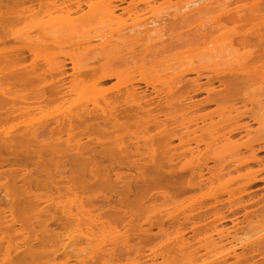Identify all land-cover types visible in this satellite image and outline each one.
<instances>
[{
	"label": "bare ground",
	"instance_id": "obj_1",
	"mask_svg": "<svg viewBox=\"0 0 264 264\" xmlns=\"http://www.w3.org/2000/svg\"><path fill=\"white\" fill-rule=\"evenodd\" d=\"M172 1L0 0V264H70L72 259L89 264L84 260L92 256L88 254L98 255V259L91 257L93 264H149L148 252L153 254L151 264L157 256L160 264H172L166 250L175 248V237L186 229H177L182 227V220L176 223L181 214L175 220L174 212L186 213L189 205L200 212L203 206L197 203L198 197L190 203L193 195L188 193L199 187L193 176L200 179L197 175L201 177L204 164L185 168L194 159L204 161L198 144L210 137L231 140L229 146L236 152L232 151L235 156L230 159H237L234 168H252L246 175L245 170L241 172L242 178L253 175L252 184L264 182L259 178L264 174V156H259L264 145L232 139L250 134L249 126L239 123L242 117L264 128V0ZM21 42L27 46L16 45ZM202 94L205 99L197 100ZM85 98H90L84 100L88 103ZM210 106L215 111L203 113ZM214 116L220 120L216 122ZM230 119L236 120L232 121L236 126L229 121L232 128L224 134L226 127L221 126ZM206 120L210 123L198 127V122ZM202 132H207L206 138H201ZM176 139L181 144L194 141L196 147L183 145L188 151L178 153L172 147ZM213 140H208L210 146L206 144L208 151L215 150L209 148ZM219 142L214 146L229 147L228 141ZM221 157L215 159L220 160V171L225 168L219 166L222 159L225 163ZM182 158L188 164L178 167ZM214 169V173L208 169L212 178ZM184 171L191 173L190 181ZM237 173L221 177L224 181L216 173L224 185L220 187L217 180L219 189L214 188L213 178L209 194L240 178ZM185 195L191 198H185L190 204L180 199ZM249 196V203H254L251 208L262 205L254 213L251 209L252 213L244 212L243 221L233 220L231 201L226 208L232 213L229 218L223 217L225 210L221 219H217L219 214L213 218V225L233 218L230 232L222 231V226L219 229V224L214 225L218 232L209 226L215 210L210 204L214 209L203 213L209 217L205 225L218 238L207 232L212 229L201 231L203 225L197 228L209 236L200 235L206 239L198 246L179 236L177 252H188H179L186 258L179 260L218 264L219 258L230 255L238 261V246L252 242L260 249L264 245V194ZM174 200L179 202L177 207ZM219 200L214 199V204ZM253 217L261 220L252 221ZM172 226L179 231L176 236L169 233ZM193 231L198 234L197 229ZM246 231L253 232L248 244L245 237L238 238ZM170 235H174V247ZM200 236L193 240H202ZM226 239L231 240H227L231 248L222 254ZM148 246L150 251L145 249ZM157 246L166 254H160ZM259 251L264 255V250Z\"/></svg>",
	"mask_w": 264,
	"mask_h": 264
},
{
	"label": "rangeland",
	"instance_id": "obj_2",
	"mask_svg": "<svg viewBox=\"0 0 264 264\" xmlns=\"http://www.w3.org/2000/svg\"><path fill=\"white\" fill-rule=\"evenodd\" d=\"M162 1H166V2H167L168 0H162ZM173 1H174V0H173ZM173 1H172V2H173ZM177 1H178V0H175L174 2H177ZM174 2H173V3H174ZM16 45H17L18 47H22V48L27 46V44L24 43V42L16 43ZM192 76L194 77V75H192ZM90 96H91V94H87V95H86V97H90ZM205 97H206V94H202V95H200V96L197 98V100L205 99ZM87 99H88V98H87ZM87 99L85 98V99H83V101H84V100H87ZM89 100H90V98L88 99V102H89ZM88 102H87V101H86V102L84 101V103H88ZM89 105L91 106V103H89ZM249 107H250V105H249ZM215 109H216L215 106H210V107L207 108L203 113H212V112L215 111ZM214 117H215L214 119H215L216 122L220 120V119H219L220 117H218V116H214ZM217 117H218V118H217ZM214 119H213V121H214ZM216 119H217V120H216ZM218 119H219V120H218ZM226 119H227V117L225 118V120H226ZM228 119H229V118H228ZM215 121H214V122H215ZM223 121H224V119H223ZM229 121H230L231 123H229ZM232 121L235 122L236 120H235V119H230V120L225 121V122H227V124H226L225 122L223 123V124H226V125L221 126V127H224V126L226 127V129L222 128V130L224 129L223 132H225V130H227V129H228L227 131H229V128H232V126H231V127L228 126L229 124L232 125V123H233ZM209 123H210L209 120H206V122H204V123H203V122H198V127H202L203 125H207V124H209ZM228 123H229V124H228ZM239 123H240V124H247V125L249 126L250 134H249L248 136H245V134H242V135L239 136V137H238V136H235L234 138H232V139H234V141H235V140H238V139H239V140H243V141H245V140H246V141H247V140H250V141H247V142H248V143H251V142H252V143H254L255 145H264V130H263L264 128L262 127V128H263V129H262L259 123L253 121L251 118H248V117H245V118L242 117V118L239 120ZM47 124H48V123H47ZM233 124H234V123H233ZM9 125H10V124H9ZM9 125H7V127H8ZM221 125H222V124H221ZM227 126H228V127H227ZM234 126H236V125L234 124ZM221 127H219V128H221ZM227 131H226L224 134H227ZM202 133H203V134H202ZM202 133H201V134L199 133V134L204 136L207 132H206V133L202 132ZM222 134H223V133H222ZM203 136H202L201 138H206L207 135H205V137H203ZM218 136H221V135L218 134ZM208 137H210V136H208ZM208 137H207V138H208ZM219 139H220V138H219ZM219 139H218V140H219ZM221 139H223V137H222ZM221 139H220L219 141H222V142H225V141L227 142V141H228L227 146L231 145V144H229L230 142L232 143L231 140H228V139L226 140V139H224V141H223V140H221ZM201 140H202V139H201ZM205 140H206V139H204V141H203L204 143L201 142L200 144H198V145H199V151L204 152V153H203V154H204V159H202V161H203V160H204V161L201 162V161H196V159H194L195 162L191 163V165H190V164L187 165L189 168H185L186 170H187V169L189 170L190 167H191V168H196V169H198L199 166H201V165H203V164H204V165L207 164V165H206L207 167L204 166V165L202 166V168H203L204 170H203V172L201 173V177L197 175V177L200 178V179H197V178L195 179V176H193V178H194L193 181L195 180L194 182H198V180H199V182H200V183H199V187H198V188H191V189H189V187H188L189 192H191L193 189H196L197 192L194 191V193H195V194H194V193H192V192H193V191H192L191 194H190V193H188L189 195L187 194L189 197H190V195H193V196L191 197L192 199L189 198L187 195H185V196H187V197H184V196H182V197H181V196H176V197H177L176 200H178V201H179L180 199H182V198H183V200L187 201L186 199L189 198V200H190V199L192 200V201H189L190 203L193 202V198H194V197H195V198L198 197L199 200H201V201H198V200H196V201H197L198 204H201V203H202L203 206H202V208H200V210H201V209H202V210H201L200 212H198V211L195 212V211L193 210L194 206H193V208H192V210H191V209L189 208V206H190L189 204H190V203L187 201V202L189 203V204H188L189 206H186V207H187V209H185L186 213H184L183 211H181V212H180V211H178V212L175 211L174 213L176 214V216H175V214L173 213V214H174V217H175V220H176L177 217H178L177 213H180V214H181V215H179L178 219L176 220V223L178 224V223H180V221L182 220L181 223H180V226H179V227H181V225H182V227H181V228H178V226H177V229H178L179 231H180V230L182 231V229H185V228H183V227H186V229L184 230V233H185V234H184L183 232H182V233L180 232V235H178V238L175 237V238H176V242H177V240H178V242H179V240L183 238L184 242H188V241H189V242H191V243H194V245L197 243V246H198V244H199L201 241L203 242V240H205L206 238H208L207 235L209 236L210 232H213L212 235H210V236H213V234L216 233V232L214 233V231H217V232H218V228H217V227H219V229H221V226H222V229H221L222 231H226V230L229 231V229H231V228L233 227V225H234L233 223H231V221H232L233 218H234L233 220H236V219H237V220H239V221H241V220L243 221V219H246L245 216H244V215H245L244 212H247V211H248V212H249V211L251 212V210H252V211H253V210L257 211L256 208L259 210L260 208H258V207H260L262 204H260L259 206H253V207L251 208L250 205H252V204H254V203H253V202H250V203H249V200H247V199H252V198L249 196L250 194H251V195H253V194H254V195H256V194H257V195H262V194H264V182H263V181H262V182H259V183H257V184L254 185V184H252L254 180H250V179L254 178L253 175H252L251 177H250V175H249V176H246V177L244 176V178H242L243 173H244V175H246V173H247L248 171L250 172V171L252 170V168H249L250 170L247 168V171H246L245 169H243L244 167L240 168V167L237 166V167L234 168V166H236V163H237L236 160H237V159H236V157H234V159H230V158H233V156H235V154L232 153V151H233V152L235 151V150L232 149V148H234V146L231 147V148H230V146H229L228 148H225L226 146H225V147H221L222 149H225V150L228 149V150H226V152H225V151H223V150L219 147V145H216V144H215V146H214V143H215L216 141H217V144H218V142H219L217 139L214 141V140L210 137V139L208 138L206 141H205ZM208 140H209V141L213 140V141H212V142H213L212 146L214 147V148H213V147H209V148H212V149H215V150H216V148H217V151H218V149H219V150L221 149L220 151H218V153H219L220 155H219L215 150H213V151H208V149H206V147L210 146V144H211V143L208 144V142H209ZM219 143H220V142H219ZM234 143H236V141H235ZM234 143H233V144H234ZM189 144H190L189 148H195V147H196V143H195L194 141H193V142H189V143L187 142L186 144H185V143H184V144H181V143L179 142V140H177V139L174 140V143L172 144V145H173L172 147L176 148L178 153H179V152L184 153L185 150L188 151V149H189V148H188V145H189ZM206 144H207L208 146H206ZM183 145L186 146L188 149H187L186 147H184ZM222 145H224V144H222ZM234 145H235V144H234ZM220 146H221V144H220ZM218 147H219V148H218ZM185 148H186V149H185ZM231 149H232V150H231ZM229 150H231V151H229ZM187 151H186V153H187ZM196 151L198 152V150H195V152H196ZM221 151H223V152H221ZM228 151H229V152H228ZM201 152H200V154H201L202 157H203V154H202ZM235 152H236V151H235ZM244 152H246V156L249 154V152H247V151H245V150L243 151V154H245ZM230 153H231L232 155H231ZM197 154H198V153H197ZM215 154H216V155L218 154V155H217V156H214ZM233 154H234V155H233ZM187 155H188V157L186 156L187 158H186V157L184 158V159H186V160L189 159V153H188ZM230 155H231V157H229L228 160L226 161L227 156H230ZM221 156H222V157H221ZM223 156H224V158H225V163H224V159H222L223 163H222V161H221V164H222V165L219 164V166H224L225 168H229V167H231V166H233V165L235 164V165L231 168V170L229 169L228 172H227L228 169H227V170H224L225 168H222V170L220 171V168H221V167H220V168H219V167L217 168V165H218L217 162H219L220 160H219V161H218V160L216 161L215 159H217V158H219V157L223 158ZM243 156H244V155H243ZM259 156H260V157H263V156H264V152H263V153H260ZM190 158H191V157H190ZM205 158H206V161H205ZM237 158H238V157H237ZM219 159H220V158H219ZM235 159H236V160H235ZM180 160H182V163H180V165H179L178 167H180L181 164H183V163L186 162V161L184 162L183 158H182V159H179V161H180ZM214 160H215L216 162H215ZM179 161L177 160V163H178V164H179ZM188 161H189V160H188ZM234 161H236V162L234 163ZM175 162H176V161H175ZM175 162H174V164H177V163H175ZM200 162H201V163H200ZM186 163L188 164V162H186ZM197 163H200V164H197ZM219 163H220V162H219ZM232 164H233V165H232ZM215 165H216V167H215ZM226 165H228V166H226ZM238 165H239V164H238ZM182 166H183V165H182ZM182 166H181V167H182ZM187 166H186V167H187ZM196 166H197L198 168H197ZM211 167L216 168V169H217V170H216V173H217V174L219 173L220 175H222V176L218 175V176L220 177L219 179H221L222 181H224V180H223V178H221V177H227L228 175L230 176L229 173H232L233 175H234V174H237V175H238V173H237L238 171L240 172V174H241V172H243L244 170H245V172H243L241 175L239 174V175L241 176V177L239 176L240 178L234 179V181H236V182L233 181V182H231L228 186H226V188H223V189H226V191L223 190V189L221 188V191L215 193V194H216V197H214L215 194H214V195H213V194H209L210 191L208 190V189H209L208 187H209V186L211 187V185L214 183V181H215V183H214V185H213L214 188H217V187H218V185H217V187H215L216 184H220V183H221V185H219L220 187L223 186L224 184H223V182H221V180L219 181L218 179H216V178H218V176H216V173H215V175L213 176L214 181L212 180L213 178H212V176H211L210 174L214 173L215 171H213V170H215V169H214V168H211ZM236 168H237V169H236ZM205 169H206V170H205ZM208 169H210L212 173L208 172V171H210V170H208ZM212 169H213V170H212ZM235 169H236V171H235ZM241 169H242V170H241ZM223 170H224V171H223ZM237 170H238V171H237ZM253 170H255V168H254ZM190 171H191V170H190ZM190 171H189V172H190ZM222 171H223V172H222ZM179 172H180V170H179ZM184 172H187V175L189 176V177H188L189 179L187 178V181H190V176H191L192 171H191V173H188V171H184ZM226 172L228 173L227 176H226V174H225ZM126 173H127V172H126ZM224 174H225V175H224ZM202 175H203V176H202ZM212 175H213V174H212ZM237 175H235L234 178H235ZM215 176H216V178H215ZM210 177H211V178H210ZM232 177H233V176H232ZM201 178H203V179H201ZM204 178H210L211 180H210V179H207V180H210V181H208V184H207V180L204 179ZM247 178H248V179H247ZM259 178H260V180H264V179H261V178H264V174L261 175V177H259ZM224 179H225V178H224ZM228 179H229V178H228ZM231 179H232V178H230V180H231ZM239 179H240V180H239ZM200 180H203V181H200ZM217 180H218L220 183H219ZM204 181H206V182H204ZM211 181H213V182L210 184L209 182H211ZM227 181H228V180H227ZM251 181H252V182H251ZM201 182H203V183L201 184ZM216 182H217V183H216ZM205 183H206V185H205ZM209 184H210V185H209ZM200 185H201L202 187H200ZM208 185H209V186H208ZM249 185H251V186H249ZM224 187H225V186H224ZM250 187H251V188H250ZM200 188H201V189H200ZM214 188H212V189H214ZM249 188H250V189H249ZM198 189H199V190H198ZM218 189H219V187H218ZM247 189L250 190V193H249V191H248ZM210 190H211V189H210ZM222 190H223V191H222ZM245 190H246L247 193H249V194H246V191H245ZM244 191H245V194H246V195L244 194ZM1 193H2V192H0V194H1ZM243 194H244V195H243ZM242 195H243V196H242ZM2 196H3V195L1 194L0 197H2ZM105 196H107V195H105ZM246 196H247V198H246ZM178 197H181V198L179 199ZM243 197H244L245 199H244ZM248 197H249V198H248ZM98 198H101V199H102V196L99 195ZM103 198H105L104 195H103ZM185 198H186V199H185ZM198 198H197V199H198ZM216 198H219V199L222 201V203L219 202V201H220V200H219V201H218L219 203L217 202V205H215V204H214L215 202H213V201H214V199H216ZM237 198H238V200H239L240 198L243 199L242 204H240V206H238L239 204L236 205V202L238 203V200L236 201ZM176 200H174V201H175V202H174L175 205H173V206H176V207H177L178 205H176V203L182 202V200L179 201V202H176ZM245 200H247V201H245ZM95 201H96V199H95ZM228 201H231V202H232L233 205L231 204V206H233V207H230V206H229V202H228ZM96 202L98 203L99 201H96ZM187 202H186V203H187ZM200 202H201V203H200ZM203 202H204V204H203ZM244 202H248V203L246 204V203H244ZM158 203H159V201H158ZM158 203H157V205H161V204H158ZM182 203H183V202H182ZM182 203H180V204H182ZM197 203H196V204H197ZM220 203H221V204H220ZM227 203H228V204H227ZM243 203H244L245 205H244ZM183 204H184V203H183ZM210 204H211L210 207H213V206H214V208H215V210L213 211V212H214V213H213L214 216H213V215H209V216H211V217L213 216L212 218L210 217V218L212 219V222H211V219H210V221H209V217H208V216L206 217V215L208 214V212H210L212 209H214V208H210V207H209ZM212 204H213V205H212ZM226 204L228 205V207L225 206ZM98 205H100V204L98 203ZM184 205H185V204H184ZM194 205H195V202H194ZM248 205H249V206H248ZM263 205H264V204H263ZM195 206H197V205H195ZM198 206H200V205H198ZM215 206H216V207H215ZM217 206L221 207V209H222L223 206H225V208H223L222 210H220V208L217 207ZM234 206H235V208H234ZM236 206H238V210H237ZM242 206H245L246 208H243ZM229 207L231 208V209H230L231 211H234V210H235V211H237L238 213L234 211V212H232V213H233V214H232V213L229 211V212L232 214V215H231V214L227 211V210H229ZM241 207H242L243 209H239V208H241ZM208 208H209V209H208ZM226 208H227V210H226ZM248 208H249V209H248ZM188 209H189V210H188ZM194 209H196V208H194ZM205 209H206V210L208 209L209 211H206ZM216 209H218V210H216ZM244 209H245V210H244ZM246 209H248V210H246ZM250 209H251V210H250ZM197 210H199V207H198ZM219 210H220V213L217 212V211H219ZM223 210H225V212H224ZM172 211H173V210H171V212H172ZM190 211H191V212H190ZM221 211H222V212H221ZM255 211H253V213H254ZM182 212H183V214H182ZM187 212H188V213H187ZM194 212L200 214V215L198 214V215L200 216V218H199L198 215L196 214V216L199 218L198 223H199L200 221L205 222V223H202V222H201V224H200V223L198 224V223L196 222L198 218H197L195 215H194V216L192 215V213H194ZM201 212H202V213H201ZM204 212H205V213H204ZM215 212H217V213H215ZM223 212H224V213L227 212V213L224 215ZM190 213H191V214H190ZM195 213H194V214H195ZM203 213L206 214V215H204ZM222 213H223V214H222ZM242 213H243V214H242ZM251 213H252V212H251ZM251 213H250V214H251ZM185 214H186V215H185ZM201 214L205 217L204 220H203V218H202V220H201V216H202ZM210 214H211V213H210ZM216 214H219V216L217 215V217H219V218L216 217ZM221 214L224 215L223 217H225V216L227 215L226 218H229V216H228V214H229V215H231L233 218H232V219H226L227 221H226V220H225V221L223 220V223L226 222V223H224L225 225L222 223V220H221V222H216V224H214V225L219 224L220 226L217 225V227H215V226L213 225V221H214L215 219H213V218L216 217L217 219H221V217H220ZM248 214H249V213H248ZM255 214H256V213H255ZM150 215H152V217H153V214L150 213ZM183 215H184L185 217H184ZM187 215H190V216L192 215V218H190V216H188V217L186 218ZM233 215H235V216H233ZM236 215H237V216H236ZM156 216H157V215H156ZM203 216H202V217H203ZM231 216H230V218H231ZM242 216H243V217H242ZM154 217H155V213H154ZM157 217H158V216H157ZM157 217H155V220H156ZM180 217H181V218H180ZM183 217L186 218L187 221H189V222L186 223V222H185L186 219H183ZM193 217H194V218H197V219H193ZM223 217H222V218H223ZM235 218H236V219H235ZM189 219L192 220L191 223L194 222V220H196L195 222H196L197 225H199V226H197L196 223H192V224H191ZM240 219H241V220H240ZM250 219H252V218H249L248 221H250ZM254 219L257 220L258 218L256 219V218L253 217V220H252V221H254ZM175 220H174V221H175ZM206 220L209 221V226H210V225H211V226L213 225L212 228H213V229H214V228H217V230L214 229V231H213V229H212L211 227L209 228L207 225H205V224H208V223H206V222H207ZM237 220H236V221H237ZM258 220H261V218L259 217ZM229 221H230V222H229ZM170 222H171V221H170ZM172 222H173V221H172ZM172 222H171V223H172ZM184 222H185V223H184ZM214 222H215V221H214ZM237 222H238V221H237ZM173 223H175V222H173ZM182 223L184 224V226H183ZM189 223H190V225H189ZM185 224H186V225H185ZM194 224H195V225H194ZM221 224H223V225H221ZM192 225L195 227V229H197L198 232L195 231V232L198 233L197 235L194 233L193 230H195V229L192 228V227H193ZM202 225H203V226H202ZM231 225H232V227H231ZM244 225L247 226L246 222L244 223ZM244 225H243V227H245ZM262 225L264 226V224H262ZM189 226H190V227H189ZM201 226H202V227H205V229H203ZM206 226H207V227H206ZM223 226H224V227H223ZM173 227L176 229L175 226H172L171 228H169V233H171V235H172L173 233H174V235H175V233L179 232L178 230H174ZM197 227L202 228L201 231H203V230H204V231H207L206 228H209V229H212V230L210 231V230L208 229L209 231H207V232H208L209 234H207V232H206V233L203 232L204 234H206V235H204V234H202V232L199 231L200 229H198ZM225 227H226V228H225ZM228 227H231V228H228ZM191 228H192V229H191ZM223 228H224V230H223ZM263 228H264V227H263ZM171 229H172L173 232H171ZM174 231H175V232H174ZM185 231H186V232L188 231V232L186 233ZM192 231H193V232H192ZM219 231H220V230H219ZM232 231H233V230H231V232H232ZM153 232H154V233H157L158 231H157V229H155ZM229 232H230V231H229ZM258 232H259V231H258ZM232 233H233V232H232ZM246 233H247V234H246ZM252 233H253V232H249V231H246L245 233L243 232V234H245L246 236H244L242 233H240L241 235H239L238 238H241V239H243L244 237H245L246 239H247V237L250 238V237H252V235H251ZM181 234H182V235H181ZM190 234H191V235H190ZM193 234H195V236H194ZM171 235H170V241L172 240V241H171V246H172V242H173L174 245L176 244V242L174 241V240H175L174 235H173V237H171ZM176 235H177V234H176ZM176 235H175V236H176ZM184 235H185V237H184ZM200 235H202V236L204 235L206 238H205V237L202 238ZM179 236L182 237V238H179ZM190 236H191V237H190ZM198 236H200V237L202 238V240L200 239V240H198V242H197V240H193V239H195V238L197 239ZM241 236H243V237H241ZM194 237H195V238H194ZM214 237H215V239L218 238V237L216 236V234L214 235ZM236 237H237V235H236ZM171 238H172V239H171ZM173 238H174V240H173ZM188 238H190V239H188ZM204 238H205V239H204ZM238 238H237V239H238ZM245 238H244V239H245ZM252 239H253V238H252ZM137 240H138V239H137ZM137 240H135L134 242H136ZM185 240H186V241H185ZM187 240H188V241H187ZM191 240H192V241H191ZM227 240H230V239H226V240H224V241L226 242ZM193 241H194V242H193ZM230 241H231V240H230ZM244 241H245V240H244ZM174 242H175V243H174ZM178 242H177V244L175 245V248H173V249L171 248L169 251L166 250V251H167L166 253H169V254H168V257L170 256L169 259H170V258H173L172 261L169 260V263L172 262V264H177V263H178V264H180V263H181V264H182V263L184 264V262H183L184 260H181V261L179 260L180 257H182V256H181L182 250H179V252H181V253L177 252L178 249H179L178 246H181V241H180V243H178ZM195 242H196V243H195ZM225 242H224V243H225ZM227 242H228V244H227V243H226V244H227V247H228V248H227V247L222 248L223 250H224V249L226 250V251L224 250L225 252H221L222 254H223V253L225 254V253L228 252V251L230 250V248H231V246H230V244H229L230 242H229V241H227ZM248 242H249V241H248V239H247L246 243L248 244ZM250 242H251V241H250ZM233 243H234V242H233ZM233 243H232V244H233ZM158 244H159V243L157 242V245H158ZM185 244H186V243H185ZM235 244H236V242H235L233 245H235ZM252 244H253V245H252ZM155 245H156V243H155L153 246H155ZM174 245H173L172 247H174ZM233 245H232V247H233ZM244 245H245V244H244ZM249 245H250L251 247H250ZM255 245H256V244H254V243L251 242V244H248L247 246L245 245V247H247V248H245V247L242 248V247H240V246H238V247L236 248L237 254H239V255L241 256L240 259H241L242 261H240V259H239L238 261H236L237 259L235 260L234 256H232V258H231V257H230L231 255H230V256H228L229 258L226 257V259L223 258V260H222L221 258H219V259L217 260V261H218V264H219V263L221 264L222 262H223V264H225V263H226V264H236V262L241 264L243 261L246 262V263L244 262V264H264V255H260V253H261L262 251H259V250H264V249H263V248H264V245H263V246L261 245V246H260V247H261L260 249L257 248V247H259L258 245H256L257 247H256ZM153 246H151V247H153ZM159 246H160V244H159ZM176 246H177V247H176ZM254 246H255V247H254ZM157 247H158V246H157ZM229 247H230V248H229ZM249 247H250V248L253 247V249H249ZM262 247H263V248H262ZM147 248H148V249H147ZM147 248H145L146 251H150V250H149V249H150V246H148ZM158 248H160V247H158ZM158 248H156V250H160V254H161V252L165 251L164 249H161V248L158 249ZM176 248H178V249L176 250ZM184 248H185V247H183V250H184ZM226 248H227V249H226ZM255 248H256V249H255ZM62 249H64V248H62ZM62 249H59V250L64 251V250H62ZM154 249H155V247H154ZM174 249L176 250V252H175ZM186 249L189 251V253H190V251H192V250L188 249V247H186ZM217 249H219V248H217ZM220 249H221V248H220ZM222 249H221V250H222ZM254 249H255V250H254ZM156 250H155V251H156ZM161 250H162V251H161ZM187 250H186V252H187ZM248 250H254V252L252 251L254 254H253L251 251H248ZM171 251L175 252L176 254L179 253L180 256H179V254L176 255V254L174 253L177 257H175V256L173 257L174 254H173V252H172V254H173V255H172V254H171ZM184 251H185V250H184ZM204 251H205V250H203V252H204ZM218 251H219V250H218ZM255 251H259V252L257 253V252H255ZM158 252H159V251H158ZM158 252L156 251L157 255H159ZM200 252H201V254H202L203 256L206 254V252L203 253L202 250H200ZM219 252H220V251H219ZM231 252H232V250H231ZM250 252H251L253 255H255L256 253H257V254H256V256L254 257ZM263 252H264V251H263ZM59 253L62 254L61 252H58V255H60ZM99 253H100V252H99ZM99 253H98V254H99ZM146 253H147V252H146ZM166 253L163 252V254H166ZM184 253H185V252H183L182 254H183V255L188 254V252L185 253V254H184ZM240 253H241V254H240ZM248 253H250V254H248ZM147 254H148L149 257L153 255V254L150 253V252H148ZM218 254H219V253H218ZM245 254H246V255H245ZM88 255H92V256H93V254H88ZM96 255H97V254H96ZM96 255L94 254V256H96ZM101 255H102V254H100V256H101ZM171 255H172V256H171ZM198 255H199V254H198ZM242 255H243V256H242ZM257 255H260V256H262V257L257 256ZM92 256H91V257H92ZM94 256H93V258L98 259V258H97L98 255H97L96 257H94ZM100 256H99V258H100ZM159 256H160V255H159ZM210 256H211V254L207 255V257H210ZM91 257H89V259H91ZM149 257H146V258L149 259ZM199 257H201V255L198 256V257H195L194 259H198V260H199ZM152 258H153V257H152ZM158 258H159V259H158ZM176 258H177L179 261L176 260ZM183 258H185V257H182V259H183ZM233 258H234V260H233ZM242 258H244V259H246V260H244V259H242ZM89 259H85V256H84V260H86L87 262L89 261V264H90V262H92V264H93V262L95 263L94 259H91V260H89ZM148 259H147L146 261H148V263L151 264V259H149V260H148ZM157 259H158V260H157ZM174 259H175L176 261H178V262L176 263V261H174ZM216 259H217V258H216ZM72 260H73V262L70 261V264H71V263H72V264H76V259H72ZM74 260H75V261H74ZM77 260H78V258H77ZM79 260H80V259H79ZM81 260H83V259H81ZM185 260H186V258H185ZM221 260H222V262H220ZM224 260H228V261H226V262L224 263ZM247 260H248V261H247ZM156 261L159 262V263L156 262L155 264H160V261H162L161 257H158V256H157ZM195 261H196V264H200L197 260H195ZM217 261H216L215 263H217ZM235 261H236V262H235ZM124 262H125V261H124ZM173 262H174V263H173ZM186 263H187V262H186ZM189 263H190V262H189ZM189 263H187V264H189ZM201 263H202V261H201ZM161 264H162V263H161ZM209 264H212V263H209ZM242 264H243V263H242Z\"/></svg>",
	"mask_w": 264,
	"mask_h": 264
}]
</instances>
